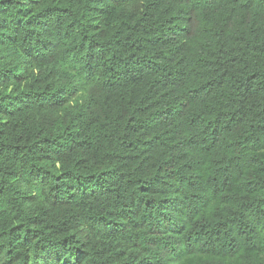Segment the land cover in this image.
Wrapping results in <instances>:
<instances>
[{"label": "trees", "instance_id": "trees-1", "mask_svg": "<svg viewBox=\"0 0 264 264\" xmlns=\"http://www.w3.org/2000/svg\"><path fill=\"white\" fill-rule=\"evenodd\" d=\"M0 264H264V0H0Z\"/></svg>", "mask_w": 264, "mask_h": 264}]
</instances>
